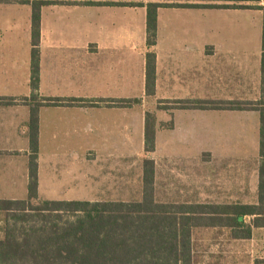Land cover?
I'll list each match as a JSON object with an SVG mask.
<instances>
[{"label":"crops","instance_id":"obj_1","mask_svg":"<svg viewBox=\"0 0 264 264\" xmlns=\"http://www.w3.org/2000/svg\"><path fill=\"white\" fill-rule=\"evenodd\" d=\"M33 1L0 0V199L28 195L32 111L42 201L140 200L148 158L155 200L201 204L206 153L213 157L254 138L259 148L258 111L178 104L263 97L264 8L255 9L253 0H44L51 3L39 8L34 88ZM151 1L179 4L158 7L153 46L146 32ZM151 51L156 78L148 95ZM147 112L156 121L152 152L144 150ZM221 231L237 240L227 228L193 231V264L227 258L194 248L197 240L211 244Z\"/></svg>","mask_w":264,"mask_h":264},{"label":"trees","instance_id":"obj_2","mask_svg":"<svg viewBox=\"0 0 264 264\" xmlns=\"http://www.w3.org/2000/svg\"><path fill=\"white\" fill-rule=\"evenodd\" d=\"M239 1V0H238ZM32 2L31 85L38 81L39 22L41 5ZM162 4L148 2L146 32L149 46L155 44L157 9ZM255 9L264 7L258 5ZM262 84L264 89V20L262 31ZM155 52L146 54L145 89L155 90ZM128 103V102H125ZM182 108H248L241 102L216 104L200 100L178 102ZM264 104V100H261ZM259 112L260 159L255 203L170 204L158 202L150 192L154 162L143 160L144 191L140 200L122 201H42L37 198V117L30 118L31 154L28 195L23 200L0 199V264H193L192 234L197 228L222 227L237 240L250 239L254 229L264 228V109ZM156 121L145 115L144 150L155 149ZM170 125V124H169Z\"/></svg>","mask_w":264,"mask_h":264},{"label":"rangeland","instance_id":"obj_3","mask_svg":"<svg viewBox=\"0 0 264 264\" xmlns=\"http://www.w3.org/2000/svg\"><path fill=\"white\" fill-rule=\"evenodd\" d=\"M253 2L258 6L259 3H264V0ZM261 100H264V95L257 101L241 103L248 108L264 109ZM238 145L236 149L218 150L217 155L213 157L206 153V188L198 202L219 204L256 202L260 166L258 143L254 138L252 142L248 140L244 143L239 142ZM2 224L3 221L0 220V237L3 235ZM225 232L221 231L220 236L218 235L211 244L204 242L205 246L200 245L197 240L194 248L199 252L226 254L227 258L220 259V264H264V228L254 229L251 238L247 240L229 239L228 232Z\"/></svg>","mask_w":264,"mask_h":264}]
</instances>
